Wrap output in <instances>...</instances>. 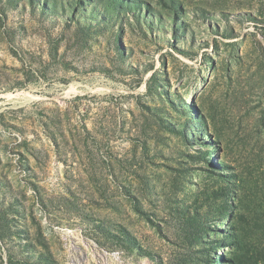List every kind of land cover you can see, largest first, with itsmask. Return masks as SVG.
<instances>
[{
    "label": "rangeland",
    "instance_id": "rangeland-1",
    "mask_svg": "<svg viewBox=\"0 0 264 264\" xmlns=\"http://www.w3.org/2000/svg\"><path fill=\"white\" fill-rule=\"evenodd\" d=\"M0 264H264V0H0Z\"/></svg>",
    "mask_w": 264,
    "mask_h": 264
}]
</instances>
